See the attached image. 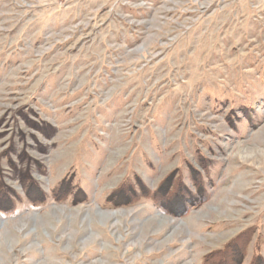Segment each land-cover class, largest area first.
Here are the masks:
<instances>
[{
	"label": "rangeland",
	"instance_id": "obj_1",
	"mask_svg": "<svg viewBox=\"0 0 264 264\" xmlns=\"http://www.w3.org/2000/svg\"><path fill=\"white\" fill-rule=\"evenodd\" d=\"M0 209V264L264 261V0H0Z\"/></svg>",
	"mask_w": 264,
	"mask_h": 264
},
{
	"label": "trees",
	"instance_id": "obj_2",
	"mask_svg": "<svg viewBox=\"0 0 264 264\" xmlns=\"http://www.w3.org/2000/svg\"><path fill=\"white\" fill-rule=\"evenodd\" d=\"M70 186V181L63 178L59 184L57 185V187L55 188L54 190V193L55 195L58 196L59 193H63L64 190L67 189V187ZM34 186H33V190H34ZM181 188H182V185H181ZM35 192H37L35 190ZM66 192V191H65ZM37 194V193H36ZM117 194V193H116ZM117 195H123L122 192L119 191V193ZM43 195H40V197H42ZM43 198V197H42ZM40 201V200H39ZM34 202V201H32ZM41 202V201H40ZM125 204V203H124ZM1 210V209H0ZM245 238V235L242 233V235H239L237 238H235L230 244H228L227 246H225V248L215 252V253H211L209 256H207L204 261H203V264H213L212 261L214 262H217L219 261L217 259V257H220L223 255V253H232V252H235L236 256H235V259H233L234 261V264H241V260H242V257H243V254L245 252V246H246V242H247V238ZM242 239V240H241ZM239 243L238 247H240L239 250L237 251H234V248H235V244L236 243ZM238 249V248H237ZM226 255V254H225ZM214 258V259H212ZM217 260V261H216ZM250 264H264V261L263 259L261 258L260 254H255L251 263Z\"/></svg>",
	"mask_w": 264,
	"mask_h": 264
}]
</instances>
